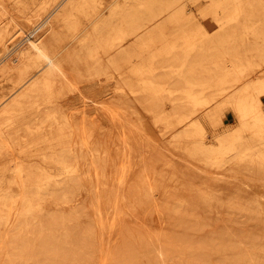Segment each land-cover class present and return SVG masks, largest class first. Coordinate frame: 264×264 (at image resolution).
I'll list each match as a JSON object with an SVG mask.
<instances>
[{"label":"bare ground","instance_id":"6f19581e","mask_svg":"<svg viewBox=\"0 0 264 264\" xmlns=\"http://www.w3.org/2000/svg\"><path fill=\"white\" fill-rule=\"evenodd\" d=\"M182 1L114 0L104 5L97 0H53L48 8L42 7L27 18L28 24H36L34 28H37V32L41 29L40 36L29 38L25 45L19 44L5 56L7 64L16 58L23 60V63L12 93L0 98V128L10 129L0 132V173L8 172L5 163L9 162L7 159L15 151L19 155L26 152L21 144L24 141L16 138V132H13V129L22 126L23 118L2 126L3 120H9L10 115L23 102L43 94L50 95L54 100L72 94L82 97L83 102H91L96 109H66L59 118L56 115L48 117L53 120L58 118L60 150L56 151L51 137L48 144L49 157L44 158L49 167L46 172L47 183L54 182L60 187L64 230L70 221L78 224L84 215L89 216L93 228L79 230L81 238L99 244L105 240L106 235L110 237L118 225H128L134 229L129 234H123L124 238L130 242L142 238V254L145 256L142 264L148 261L156 263L158 254L168 259L176 250L168 246L167 242L176 239L180 244L178 238L188 230V226L180 221H171L170 224L175 222V225L185 226L174 232L162 231L160 221L155 218L157 233L147 232L138 236L136 231L143 222L142 208H155L158 211L162 207L161 211L175 213L178 211L177 206L180 207L176 203L163 205L148 202L147 198L156 186L154 183L147 189L142 186V154L141 167L128 180L131 155L136 147L142 149V101L139 112L123 104L114 107L105 99V89L88 96L80 83H84L85 88L87 84L100 83L103 77H118L119 81H126L118 86V91L125 94L127 90L141 97L142 85L146 84L144 77L154 75L171 61H179L182 67L176 72L184 85L181 91L194 108H205L222 94L232 93L224 104L204 114L206 122H210L214 129L220 126L224 121L226 105L230 106L236 117L235 125L212 134L213 142L210 144L205 142L202 125L198 124L196 137L200 141L193 150V156L201 155L204 164L212 167L236 168L247 159H251L252 164L264 167V18L259 17V13L264 12V3L257 0H209V10L200 11V14L205 18L214 17L219 31L211 35L214 30L211 25L210 28L207 26V30H193L190 19L184 18L186 11ZM3 4L4 0H0V7ZM220 13H223L222 18H219ZM185 20L189 21L184 23ZM151 27L152 30H149ZM147 30L146 36L142 37V31ZM6 34V31L0 30V43ZM129 37L140 40L136 49L128 50L124 47ZM244 37L252 39L250 46L243 43ZM196 49L200 50V60H205L211 52L218 59H229L228 54L234 55L231 69L218 66L205 75L196 74V67L188 66V57ZM112 50L116 51L109 62L104 63L103 59L97 58L99 54L110 53ZM176 51L183 52L185 61L176 56ZM245 52H251L252 58L244 60L242 55ZM83 63L87 66H83ZM168 67L173 68L171 65ZM3 71L7 72L5 69ZM111 71H116L117 75H112ZM56 79L60 80L58 87L54 83ZM127 79L132 82L128 83ZM147 88L151 95L159 93L154 82H149ZM207 92H210L209 98L206 97ZM40 105L30 116L33 122L41 118ZM123 111H129L133 117L129 118ZM10 161L14 162L12 159ZM21 173L19 169L18 178ZM15 180L6 181L0 176V186L10 193H0V201H4L0 206L6 205L9 199L11 203H17L11 192L15 184H21V180ZM158 180L156 176L153 182ZM128 181L131 182L129 186L126 185ZM38 188L39 192L44 191L45 183L39 184ZM84 195L87 196L85 203L76 206V199ZM34 199H40L34 190L29 195L19 197L21 204L19 207H9L6 220H3L0 211V222L19 224V215L28 214L29 210L39 213L40 204H35ZM199 223L203 226L198 220L194 227L199 228ZM76 235L70 233L54 250L37 254L49 260L60 252H71L69 261L72 256L76 259L87 249L86 244L78 245L80 239L75 244L70 242L77 238ZM196 237L192 231L183 248L189 252L190 264H199L196 256L199 249L232 264H264V224L258 232L243 237L238 234L236 223H233L207 239L204 244L200 243V246L193 244ZM120 245L117 249L121 250L124 246V252L131 255L127 262L120 264H134V245ZM136 249H141V246L138 245ZM28 251L14 250L10 254L4 251L2 255L0 252V261L29 262L35 254ZM70 262L76 264V261ZM102 262L117 264L108 256L102 257Z\"/></svg>","mask_w":264,"mask_h":264},{"label":"rangeland","instance_id":"374dc122","mask_svg":"<svg viewBox=\"0 0 264 264\" xmlns=\"http://www.w3.org/2000/svg\"><path fill=\"white\" fill-rule=\"evenodd\" d=\"M52 1L4 0V4L0 7V30L7 32L4 41L0 43V98L7 93H12L23 63V60L16 58L7 64L5 60L7 52L14 50L19 44L25 45L29 38L36 39L40 36L41 29L37 32V28H34L36 24H28L27 18L40 11L42 7L48 8ZM113 1L97 0L98 3L104 5H108ZM257 1L264 3V0ZM210 3L209 0L182 1L186 11L184 18L190 19L193 30H207L211 25V28L214 29L211 32V35H213L219 31L214 17L208 16L205 18L200 14V11L209 10ZM259 14V17L264 18V12ZM222 17L223 13H220L219 18ZM186 21L189 20H185L184 23ZM152 28L149 30H152ZM149 30L142 31V37L146 36ZM248 38H243V43L247 47L253 42L252 39ZM139 43L138 38L129 37L124 47L133 50L137 48ZM115 51L101 53L97 58L103 59L104 63L109 62L115 55ZM23 52L26 53V51ZM228 55L230 56L229 59H218L211 52L207 57L205 56V60H200V50L196 49L188 57V66L191 68L196 67V74L199 75L212 72L218 66L226 67L229 70L232 67L231 59L234 55ZM252 55L251 52H245L242 56L244 60H248V58H252ZM176 56L184 59V54L181 51H176ZM82 65L87 66L86 63ZM132 65H135V63ZM169 65L173 68H169ZM180 67H182L181 62L171 61L167 64V67L159 69L154 75L144 77L146 84L142 85L141 97L127 90L124 91L125 94L118 91V86L126 82L119 81L118 77L111 79L103 77L100 83L87 84L85 88L84 83H80L82 90L86 89L84 92L88 96H93L95 92L105 89L107 91L105 99L114 107L123 104L122 106L134 110V112H139L140 102L142 101V149L136 147L131 155V169L128 180L133 178L134 173L141 167L140 155L142 154V186L146 187L145 189L153 183L156 186L147 198L148 202L163 205L176 203L180 207L177 206L178 211L175 213L161 211L162 207H159L158 211L155 208H142L143 222L136 232L139 233L138 236L147 232L157 233L153 220L155 218L160 221L162 231L172 230L174 232L185 225L188 226V230L182 232L178 238L181 245L176 239L167 242L168 246L175 248L174 254L168 259H165V255L158 254L156 263L148 261L147 264H190L189 252L183 248L187 245V240L190 238L192 231L197 235L193 244L199 245L200 243L204 244L207 239L215 236L221 229L233 223H236L237 232L243 237L258 232L264 224L263 166L257 163L252 164V160L247 159L236 168L228 166L212 167L204 164L201 155L193 156V150L200 141L196 137L199 129L198 124L202 125L201 130L204 133V140L208 144L213 142L212 134L215 131H223L236 124V117L228 105L224 106V121L216 129L211 126L210 122L203 119L206 112L224 104L232 93L222 94L218 100H215L209 106L196 109L187 101L181 91L184 85L180 75L176 72ZM3 69L7 72H4ZM111 73L115 76L116 71H111ZM128 74L126 73V75ZM59 82V79L54 80V83L57 84L56 87L59 86ZM127 82L131 83L132 81L127 79ZM149 82H154L157 86L159 91L157 95H151L148 92ZM71 96L72 94L57 100H54L48 94L30 97L21 104L18 110L10 115L9 120H3L2 126H5L8 122L13 123L23 118L22 126L16 130L13 129V132H16V138L24 141L21 144L22 149L26 152L19 155L18 151H15L11 158L7 159L9 162L5 163L8 166V172L5 174L0 173V176L4 177L6 181L21 180V184H15L11 192L17 203L13 204L9 199L6 201L7 206H0L2 218L6 220L9 207H19L21 204L19 197L29 195L32 190L40 198L39 200L34 199L35 204H40V212L35 213V210H29L28 214L19 215V224L0 222L1 255L4 251L10 254L14 250H29L28 252L35 254L29 262L14 261L10 263L7 260V262L0 261V264H72L70 261H76V264H104L102 257L105 256L120 264L131 258V255L124 252V246L121 250L117 249L123 243L128 246L134 245L133 249L136 250V254L132 256V263L142 264L144 261L142 238L133 239L135 242H130L128 238L123 237V234H129L134 229L128 225H118L111 236L106 235L105 240L99 242V244L81 238L79 230L93 228L89 216L84 215L78 222L79 225L75 221H70L66 225V230L63 229L60 187L55 185L54 182L47 183L46 172L49 171V167L46 166L44 158L49 157V139L53 138L56 151L59 152L60 133L57 121L64 110L96 109L91 102H83L82 97L78 95ZM206 97H210V92H207ZM43 99L46 100L43 101ZM262 101L264 102V95H262ZM39 104H41L39 106L41 118L39 121L33 122L30 120V116L33 115L32 112L36 110ZM128 112L123 111L124 115L128 114V117L132 118L133 115ZM95 114L97 115V113ZM54 115L58 117L57 120L48 118ZM7 129L9 128L1 127L0 132ZM11 159L14 162L11 163ZM19 169L22 170V178H18ZM156 176L159 180L153 182ZM43 182L46 189L39 192L38 185ZM130 183L128 181L126 185L129 186ZM0 193L10 194L2 186H0ZM86 200L87 196H80L76 199L75 205L81 206ZM3 202L0 201V204H3ZM201 204H205V206ZM254 204L258 206H253ZM198 220L203 223V226L199 223V228L194 227V223ZM171 221H180L185 225H175V222L170 224ZM70 233L77 234V238L70 240V242L75 244L80 239L78 245L86 244L87 247L86 252L78 255V258L73 259L72 256L69 261L71 252H60L56 256H51L49 260H45L37 254L46 250H54ZM137 244L141 246V249H136ZM25 245H28V247L25 248ZM159 251L157 252L159 253ZM79 253L80 250H78ZM108 253L111 254L108 255ZM1 255L0 259L2 258ZM196 256L199 264H232L229 261L220 260L216 255L202 249L196 252Z\"/></svg>","mask_w":264,"mask_h":264}]
</instances>
